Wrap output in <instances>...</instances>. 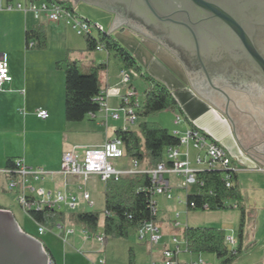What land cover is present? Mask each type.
Segmentation results:
<instances>
[{"label":"crops","instance_id":"obj_1","mask_svg":"<svg viewBox=\"0 0 264 264\" xmlns=\"http://www.w3.org/2000/svg\"><path fill=\"white\" fill-rule=\"evenodd\" d=\"M4 4L5 0H0V5L3 6ZM38 24L45 27L48 40L45 50L26 48L25 33ZM119 27L120 25L117 22L116 29ZM67 28L69 27L60 21L38 22L29 12L0 9V58L5 56L12 77L11 81L0 89V172L6 167L8 159L22 158L30 167L43 168L54 173L53 176L46 178L41 183L45 189L50 191L60 190L66 195H75L71 190L76 187L77 180L75 178H64L59 174L62 154L73 148L103 145L108 139L115 137V131L119 130L124 122L123 119L119 121L109 120L108 127L104 128L99 124V119L102 117L101 113H98L95 119L87 115L81 122H67L65 120L64 80L62 73L56 69L55 64L65 57L78 63L75 53L81 51V54H86L87 51L86 43L81 40V37L78 39L76 37L78 35ZM121 31H124V29H121ZM138 37L152 42V48L157 53L158 60L161 61L160 64L154 62L153 59L151 61L150 57L152 55L148 52H146V56L141 54L138 57L141 63L146 66L148 73L152 75L150 78L164 84L175 98L179 110L174 111V118L177 115L181 116L179 124L173 123L175 127L173 132L169 130L168 126H163L158 121L155 123L166 128L173 135H175L174 131H178L180 135H183L187 130L194 127L205 133L209 139L224 147L234 165L238 168L235 173L234 184L240 190L241 199L248 195L246 197L248 210L254 211L253 223L254 226L260 223L259 241H264V84L256 85L258 87L245 91L242 95L235 93L237 96L234 100H230L229 105L221 93L217 91H214L215 95L213 97H205L194 90L191 85L194 81L197 87L200 86L203 89L206 82L199 79L201 78L199 75L190 73L175 53L151 39L148 35L140 34ZM155 46L158 49H155ZM110 53L111 51L106 49L95 50V54L89 56V59L94 60V63L87 62L86 66V69L90 71L96 65L105 64V69L99 72L101 91L108 86H119L122 88V92H125L129 85L136 90L130 83L129 85H121L120 71L131 69L126 67L120 59H117L118 64L113 59V63L117 64L116 69H114L111 65ZM162 64L170 69V75L159 70ZM137 65L140 67L141 72V66L139 63ZM140 72H135V74L139 75ZM172 74L175 75V78ZM147 90L148 88L144 91L143 98ZM107 102L111 108H116L119 104V98L112 97ZM225 106L231 107L232 113H229ZM39 109L48 112L47 119L41 120L36 116L35 113ZM156 114L160 113L152 115ZM146 118L148 119V117ZM237 126L241 128L240 133ZM110 129H112V133L109 135ZM91 132L100 133L101 139L96 141L88 139L86 135L92 134ZM69 145H71V148L67 149ZM185 150V147H179V153L181 154L179 158L181 160L185 159ZM197 155L198 151L189 146L188 161L190 166L194 169H206L204 163L196 162ZM165 156L166 150L163 159H165ZM123 159V163L118 164V161L115 163L117 167L131 165V159ZM139 168L143 169L140 166ZM1 177H3L2 174H0ZM165 177L169 180L172 191L179 190L177 189L180 180L178 176L166 174ZM91 178L98 177L91 176L88 180ZM192 189L195 193V189ZM183 193H185L186 199V195L191 192L186 193L183 191ZM177 198L179 203H185L180 197ZM161 199L169 203L172 202V199H167L163 195L156 198L160 213V216L156 219L157 225L160 221L164 223L165 220L169 219L167 217L169 212H167V208L161 202ZM225 203L229 206L231 201ZM160 211H163V213ZM176 214L180 215L179 212ZM230 217L229 215V219ZM251 217L252 214H247V210H245V227L247 219ZM166 223L168 225H158L162 233L161 243L163 244H168L170 239L175 236L174 228L170 225L171 222ZM176 223L178 222L176 221ZM222 224L233 225V220H224ZM229 230L225 235H235V229ZM244 231L240 241L242 252L245 245L249 243ZM134 232L135 230H133ZM236 238L239 243L237 236ZM160 246L161 244L156 248H160ZM184 258L194 259L195 255H185ZM238 261H233L231 264H236ZM205 262L206 264H219L220 260L213 255L211 261L205 260Z\"/></svg>","mask_w":264,"mask_h":264},{"label":"built area","instance_id":"obj_2","mask_svg":"<svg viewBox=\"0 0 264 264\" xmlns=\"http://www.w3.org/2000/svg\"><path fill=\"white\" fill-rule=\"evenodd\" d=\"M0 9L29 12L38 22L60 21L74 30L77 35L93 40L96 44L95 50L106 49L105 44L99 41V34L106 33L103 27L79 16L72 4L65 5L60 0H5V4L0 5ZM33 45L34 42L30 40L26 47L29 48ZM11 79L7 60L5 56L1 57L0 89ZM120 83L121 85H129L130 83V76L126 70L120 71ZM112 97L119 98V104L116 108H111L108 105L107 100ZM95 99L99 105V110L88 113V116L95 119L97 114L101 113L102 117L99 119V124L104 128L108 127L109 120L119 121L123 119L124 123L120 128L122 130H128V126L137 121L144 100L139 98L136 90L131 85L127 86L125 92H122V88L119 86H108L100 91ZM35 114L41 120H45L49 116L48 112L43 109L37 110ZM180 122L181 116H175L174 124ZM174 134L178 136L180 144L175 147H168L165 159L156 167L150 169H140L139 164L134 160H131L130 166L117 167L115 163L125 157V152L121 140L116 136L108 139L99 147L73 148L64 152L60 162L59 174L64 178H75L77 180L76 187L82 191L80 199L75 195H66L60 190L50 191L45 189L41 183L46 178L53 176L54 173L43 168L30 167L22 158L13 160V165L5 167L0 174L5 176V189L14 193L20 207L28 212L43 208L59 211L63 207L68 210H77L81 204L92 207L94 202L90 194L83 190L81 185V183H86L91 176H96L101 182L105 183L107 180H118L124 176L145 173L151 181V186L146 190L151 217L149 220L143 221L135 232L139 240H145L150 244L148 264H206L201 254H192L188 251L184 238V248L181 247L180 240L175 236L170 239L168 244L161 243L162 233L156 224L159 213L156 198L163 195L167 199H173L172 187L165 177L166 174L178 176L180 179L178 186L185 190L193 187L196 192H199V188L204 185L203 180L199 179L197 175L202 170L192 168L188 161L189 146L198 151L197 163H204L206 169L222 171L225 186L228 188L234 185L233 175H235L238 168L234 165L224 147L209 139L199 129H189L183 135H180L178 131H174ZM180 146L186 148L184 152L185 159L183 160L179 158L181 155L179 153ZM201 152L205 154L204 157L201 156ZM185 205L186 208L190 207L191 209L196 206L194 202H190L188 205L186 200ZM224 205L228 207L226 203ZM233 207L236 208L237 206L234 205ZM201 210H209L208 205L203 204ZM103 215L114 216V213L104 211ZM176 216L178 217V215ZM178 225L179 222L175 224V226ZM46 230L45 227L37 224L38 235H42ZM60 230V232H64V229L61 228ZM72 232V230H67L65 234H72ZM95 237L97 241L103 244V235L96 234ZM224 243L231 253L236 254L238 241L234 234L225 235ZM160 244V248H156ZM185 255H195V258L188 260L183 257ZM48 264H54V261L49 257ZM96 264H104V261L99 259ZM219 264L228 263L220 260Z\"/></svg>","mask_w":264,"mask_h":264},{"label":"trees","instance_id":"obj_3","mask_svg":"<svg viewBox=\"0 0 264 264\" xmlns=\"http://www.w3.org/2000/svg\"><path fill=\"white\" fill-rule=\"evenodd\" d=\"M62 4L70 5L68 1ZM26 44L32 40L34 45L26 47L33 50L46 48L47 35L42 24L34 26L25 33ZM87 50L93 51L96 44L93 40L85 38ZM99 41L105 44L107 51H113L122 63L133 70L140 72V67L135 59L109 35L99 34ZM57 70L64 74V118L67 122H81L88 113L97 112L99 105L96 97L101 91L99 72L105 69V64H99L91 68L88 74H82L77 62L71 61L68 57L56 62ZM148 80L149 88L145 92L143 107L138 117L146 118L164 110H179L178 104L167 87L151 78ZM191 129H195L192 127ZM115 136L122 142L125 157L136 161L138 164L147 161L150 168L156 167L164 159V151L168 147H175L180 144L178 136L171 134L166 128L155 122L142 120L137 130H116ZM13 165V159H8L6 167ZM198 178L203 180L204 185L199 192L188 194L186 202H194L196 206L188 210L202 211L203 204H207L209 210L216 211L226 208L224 203L229 200L241 199L240 190L236 184L228 188L223 180V173L220 170H202L197 173ZM235 175H233V181ZM151 181L147 174L140 173L133 176H124L118 180H107L104 183V211L114 213V216H104L102 231L103 244L109 238L127 239L131 230H136L143 221L150 219L148 207L147 188ZM29 217L38 225L47 230H53L64 223L66 216L62 211L51 208L41 210H30ZM104 213V212H103ZM76 223L83 225L92 235L98 231L100 215L96 212L81 211L71 214ZM245 227V210L242 208L238 222L237 237L239 240L236 254L231 253L224 243L225 233L217 228H186L183 238L188 251L192 254H211L222 262L231 264L236 255L241 252V238ZM36 238V237H35ZM44 250L49 258L55 262L51 252L45 246ZM130 252L129 264H133ZM55 264V263H54Z\"/></svg>","mask_w":264,"mask_h":264},{"label":"rangeland","instance_id":"obj_4","mask_svg":"<svg viewBox=\"0 0 264 264\" xmlns=\"http://www.w3.org/2000/svg\"><path fill=\"white\" fill-rule=\"evenodd\" d=\"M62 1H68L70 4H72V6L75 7L76 12L78 13L79 16L89 20L93 24L101 25L104 31L106 32V34L109 33L110 34L109 36L113 40H115L120 47L125 49L130 55H132L133 58H135L136 62L139 63V65L142 68L140 74L137 75L135 74V72L129 69H127V71L131 78L130 84H132L136 88L139 98L143 100L144 99L143 93L150 86L148 80L145 78L146 77L150 78L152 75L148 73L146 66H144L141 63L138 55L140 56L141 54H143L144 56H146V52H148L152 55L150 57V60L153 59L154 62H158V63L161 62L160 60H158L157 53L154 52V49L152 48L153 47L152 42L150 41L148 42L145 39L142 40V38L138 37L137 34L132 33L126 29H124V31H121V29L119 28L116 29V24H113V20H114L113 15L98 6L89 4L84 1H76V2L72 0H62ZM67 29H71V28H67ZM70 31L75 33V31L72 29ZM76 37H78V39H80L81 37V40L84 43H86L85 42L86 40L83 36L78 35ZM155 47H156L155 49H158L157 46ZM93 54H95V50L93 51L87 50L86 54H81V51L75 53V56L78 59L77 66L82 74H88L90 72L89 70L86 69V66H87V62L91 64L94 63V60L89 59V56ZM113 59H115L114 61H116L117 64L119 63L118 62L119 58L118 57L116 58V54L113 51H111L110 53L111 65L114 69H116L117 64L113 63ZM160 66L161 68H159V70L161 72L170 75L171 71L168 67H165L164 64ZM58 71L62 73L64 80L63 71L61 70ZM172 76L175 78L174 74H172ZM199 79L203 80L202 77ZM215 86H216L215 83H212V85L205 84L202 89L200 86L197 87L194 81L191 85V87L194 88V90H197L199 94L208 98L209 97L211 98L215 95L214 93V91H216L214 89ZM244 86L248 88L249 91L253 88L258 87L255 84L252 85L250 83L244 84ZM219 92L226 101L234 100L237 96L235 95V92L230 90L229 91L224 90ZM225 108L228 110L229 113H232L231 107L228 108V106H225ZM157 113L160 114H156L154 116L149 115L148 119L147 118L145 119L154 122L158 121L163 126L164 125L168 126L169 130L173 132V129L175 128L173 125L174 111L169 110V111H161ZM145 119L139 117L137 121L134 124L128 126V128L131 130H137L139 123ZM87 123L89 122L87 121ZM237 130L239 133L241 132L240 126H237ZM111 133H112V129L109 130V135ZM86 137H88V139L92 141L101 139L100 133L87 134ZM70 148L71 145L67 147V149ZM204 155L205 154L201 152V156L204 157ZM123 162L124 159H121L118 161V164H121ZM139 166L143 169H148V168L150 169L146 161L139 163ZM5 181H6L5 176L0 178V209L8 210L14 217L16 223L18 224L21 230L36 237L42 243V246H45L47 249H49L53 258L55 259L56 264H96L99 261V259H102L104 261V264H129L130 252L133 255L132 256L133 264H148V259L150 256L149 254L150 244L145 240L144 241L139 240L137 234L135 232L133 233V230L129 233V237L127 239L109 238L106 244H101L99 241H97L95 235L90 234L83 225L76 223V221L72 218L71 216L72 213H77L81 211L98 213L100 215V219L98 223V231L96 234L103 235L102 225L104 219L103 212H104V199H105L103 193L104 184L98 178L95 179L91 178L90 180H87L86 184L81 183V185L83 186V190L87 191L90 194L91 199L94 202L93 206L88 207L82 204L81 207L78 208L77 210H68L66 208H63V210L61 211L66 216L64 223H59V227L57 225V227L51 231L46 230L42 235L37 234V224L29 217L28 213L25 212L20 207V205L17 202L16 195L5 189ZM192 188L185 190L184 188L179 187L177 184V189L179 190L175 192L171 191L173 198L171 200L172 201L171 203L163 201L161 199V202L167 208V212H169L167 216L169 219L165 220L164 223L160 221L158 225L165 226V224L168 225V223L166 222L170 221L171 222L170 225L174 228V235L178 237V239L181 242V247L184 248L182 231L186 228L212 227V228H217L219 230H223L224 233L229 232L230 231L229 229H235L236 230L235 236H237L240 211L243 208L244 210H247V214L248 213L252 214V217L250 219H247V225L244 229L245 230L244 232L247 238L249 239V243L245 245L243 252L241 251L237 255V257L234 259V262L240 259L238 262H236V264H264V241L262 242L259 241L261 225L260 223H257L254 226L253 223L254 211L248 210V203L246 199L248 195H246L245 198L243 197L242 199L239 200H229L228 202L231 201V204L222 210L194 211V210H188V208L186 210L185 203H179L177 197H180L182 200L185 201L186 200L184 196L185 193H183V191H185L186 193L189 191L191 192L190 194H193ZM71 192L74 193L76 196H78L79 199L81 198L82 191L78 190L76 187L73 188ZM234 204L237 206L236 208L233 207ZM160 212L163 213V211ZM177 212L180 213L178 217L176 216ZM229 215L231 216L230 219H229ZM158 216H160V213H158ZM224 220H230V221L233 220V225L232 224L223 225L222 222ZM176 221L179 222L178 226H175ZM61 228L64 229V232H60ZM67 230H72L73 231L72 234L66 235L65 233ZM212 256L213 255L211 254H204L202 257L206 261H211Z\"/></svg>","mask_w":264,"mask_h":264},{"label":"flooded vegetation","instance_id":"obj_5","mask_svg":"<svg viewBox=\"0 0 264 264\" xmlns=\"http://www.w3.org/2000/svg\"><path fill=\"white\" fill-rule=\"evenodd\" d=\"M72 1H84L115 14L119 29L148 35L167 47L190 73L200 75L208 85L207 77L210 78L217 92L230 90L244 94L249 90L244 84H264L259 66L245 51L234 31L218 18L205 21L204 28L196 27L188 20L183 8L173 7L171 10L168 0H161L162 9L156 8L164 15L162 18H158L144 0ZM194 10L200 14V19L206 16L201 8L195 7ZM170 11H175V14L171 16L168 14ZM242 15L245 32L264 57V0H254ZM230 103L227 101L228 105Z\"/></svg>","mask_w":264,"mask_h":264},{"label":"water","instance_id":"obj_6","mask_svg":"<svg viewBox=\"0 0 264 264\" xmlns=\"http://www.w3.org/2000/svg\"><path fill=\"white\" fill-rule=\"evenodd\" d=\"M155 1V2H154ZM144 0L158 18L164 16L156 8H163L161 0ZM173 7L183 8L188 20L196 27H205V21L218 18L228 25L238 36L243 48L259 66L264 75V57L253 45L242 23V13L250 8L254 0H168ZM76 2V1H75ZM176 5V6H174ZM201 8L206 16L200 19L194 9ZM170 8V7H169ZM168 9V8H167ZM174 9V10H175ZM179 10H177L178 12ZM172 16L175 11L168 12ZM113 24H116V15ZM214 23V22H212ZM208 83L212 85L210 78ZM221 91V90H220ZM0 264H48V255L42 243L34 236L24 232L8 210L0 209Z\"/></svg>","mask_w":264,"mask_h":264},{"label":"bare ground","instance_id":"obj_7","mask_svg":"<svg viewBox=\"0 0 264 264\" xmlns=\"http://www.w3.org/2000/svg\"><path fill=\"white\" fill-rule=\"evenodd\" d=\"M60 1H62V0H60ZM107 35H109V34H107ZM48 255V254H47ZM49 257V256H48Z\"/></svg>","mask_w":264,"mask_h":264}]
</instances>
